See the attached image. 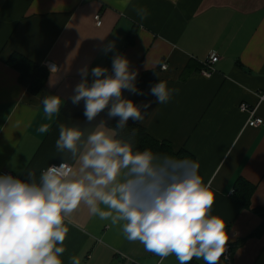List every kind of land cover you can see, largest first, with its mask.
<instances>
[{
	"label": "crops",
	"instance_id": "1",
	"mask_svg": "<svg viewBox=\"0 0 264 264\" xmlns=\"http://www.w3.org/2000/svg\"><path fill=\"white\" fill-rule=\"evenodd\" d=\"M137 7L148 10L146 19ZM109 42L115 47L105 54ZM117 53L128 58L136 79L153 78L144 95L123 93L137 105L152 101L144 121L135 123L175 152L192 155L211 185L212 214L225 221L229 236L221 264H264V230L256 232L263 219L255 213L264 208V0H131L126 9L119 0H0V174L26 180L31 169L38 179L62 162L55 146L58 125L76 124L86 134L93 127L85 117L63 115L81 79L77 70L84 64L111 70ZM15 54L46 70L38 95L8 64ZM212 55L219 57L216 72L205 78L201 72ZM46 62L58 72L50 73ZM159 79L179 89L166 104L150 94ZM46 95L63 99L51 119L43 112ZM242 104L257 108L262 126L248 127ZM106 117L107 110L97 118ZM42 124L51 125L49 132L37 131ZM241 183L254 187L248 206L237 197ZM66 226L64 264L71 256L81 264H160L139 242L127 241L120 225L90 216L85 207ZM163 264L179 262L169 256Z\"/></svg>",
	"mask_w": 264,
	"mask_h": 264
},
{
	"label": "clouds",
	"instance_id": "2",
	"mask_svg": "<svg viewBox=\"0 0 264 264\" xmlns=\"http://www.w3.org/2000/svg\"><path fill=\"white\" fill-rule=\"evenodd\" d=\"M131 0H119L126 9ZM141 20L148 10L135 9ZM114 42L104 46L105 54ZM50 73L58 66L46 62ZM73 89L72 103L84 102L92 130L60 123L56 149L62 156L37 179L27 170V179L0 174V264H64L62 254L73 214L85 207L90 216L120 225L129 242H139L160 264L175 256L179 264L195 258L204 264H221L229 241L225 221L212 214L215 196L200 175V165L189 158L159 154L135 147L136 131L124 134L129 120L142 123L152 101L137 105L124 97L125 91L144 95L136 87L138 73L126 56L117 53L109 70L84 64ZM91 76V82H89ZM179 89L160 80L150 87L158 104L168 103ZM63 99L46 95L43 112L51 119L61 111ZM107 110V118H118L115 127L96 118ZM20 122H17L19 126ZM50 124L37 131L47 133ZM68 161H71L69 163ZM70 264H81L78 256Z\"/></svg>",
	"mask_w": 264,
	"mask_h": 264
},
{
	"label": "trees",
	"instance_id": "3",
	"mask_svg": "<svg viewBox=\"0 0 264 264\" xmlns=\"http://www.w3.org/2000/svg\"><path fill=\"white\" fill-rule=\"evenodd\" d=\"M8 64L10 65V67L14 68L20 73L21 83L26 86L33 95H38L40 92L43 91L47 80V72L42 66L37 65L36 63L32 62L31 60L20 54L13 55L9 59ZM152 81L153 78L148 77L147 75H143V77H139L138 79H136L135 83L136 87L143 92ZM83 112L84 102L81 101L78 105H74L72 103V100L70 99L67 102L65 109L63 110V115L77 119L85 117L83 115ZM117 119L118 118H113L109 120L106 117L105 120H107L109 126L115 127ZM96 120L99 121L100 119L96 118ZM133 129H135L136 131L135 147L137 149H151L159 154L170 155L181 159L189 158L195 160L194 157L186 151L175 152L170 144L160 143L155 138H153L145 128L131 120H129L128 126L125 129L124 134H130ZM253 190L254 187L248 183H241V185L239 186V189L237 190V197H239V200L242 201L244 205L248 206V202L251 197V194L253 193ZM255 213L263 219V224L256 231L258 232L260 231V229L264 230V208L256 209ZM190 264L196 263L191 261Z\"/></svg>",
	"mask_w": 264,
	"mask_h": 264
},
{
	"label": "built area",
	"instance_id": "4",
	"mask_svg": "<svg viewBox=\"0 0 264 264\" xmlns=\"http://www.w3.org/2000/svg\"><path fill=\"white\" fill-rule=\"evenodd\" d=\"M97 25H102V19L101 16L96 17ZM219 62V57L217 55H212L210 59L204 63V68L201 72L202 76L205 78H211L212 75L216 72L215 65ZM168 66L163 65L162 70H167ZM264 99V97L262 98ZM257 108H251L247 104H242L240 106V111L244 114H247L249 116L248 120V127L257 128L263 125V120L260 118H257ZM229 250V249H228ZM228 256V255H227ZM227 261H230V257H227Z\"/></svg>",
	"mask_w": 264,
	"mask_h": 264
}]
</instances>
